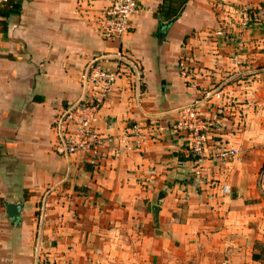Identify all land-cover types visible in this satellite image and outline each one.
<instances>
[{"label":"crops","instance_id":"1","mask_svg":"<svg viewBox=\"0 0 264 264\" xmlns=\"http://www.w3.org/2000/svg\"><path fill=\"white\" fill-rule=\"evenodd\" d=\"M138 1L113 40L112 0H19L0 16V264H264V0H187L170 24L162 0ZM243 6L257 13L247 29ZM118 54L140 79L125 69L100 107L99 165L58 155L56 112L92 59L115 71ZM194 102L213 124L201 180L174 129ZM223 145L238 155L216 158ZM6 203L22 205L17 221Z\"/></svg>","mask_w":264,"mask_h":264},{"label":"built area","instance_id":"2","mask_svg":"<svg viewBox=\"0 0 264 264\" xmlns=\"http://www.w3.org/2000/svg\"><path fill=\"white\" fill-rule=\"evenodd\" d=\"M139 10L138 0H112L104 12L102 34L104 39L113 40L127 34L131 19L138 14ZM235 15L238 20L237 25L241 29L249 28L252 22L257 20L256 11L248 6L240 7ZM112 62L117 67L115 71L107 70L101 64L100 58L92 59L83 75L82 91L78 101L56 112L51 123V130L57 139L55 151L58 155L65 158L77 155L86 163L95 167L99 165L102 148L108 142L96 127L100 107L116 80L124 74L125 69H128L135 83H138L140 79L139 65L135 60L118 54ZM179 73L182 79L186 81L190 79V67L186 62H180ZM174 129L183 135L184 152L193 165L194 178L201 180L203 175L200 167L206 158V144L213 129L212 122L202 119L199 102H194L180 110ZM136 137L140 142V136ZM238 153L236 148L223 145L215 156L221 161H229ZM221 191L227 193L228 186H222ZM38 250L39 245L37 254Z\"/></svg>","mask_w":264,"mask_h":264},{"label":"trees","instance_id":"3","mask_svg":"<svg viewBox=\"0 0 264 264\" xmlns=\"http://www.w3.org/2000/svg\"><path fill=\"white\" fill-rule=\"evenodd\" d=\"M168 1L167 6H164V3ZM163 4L160 6L158 10V19H164L169 21L180 13L183 6L187 2V0H162ZM20 12V5L19 0H7V3L4 6V10L0 12L1 17H9L12 14H19ZM264 169V166H263ZM256 248L260 249L259 255H254L255 259H259L264 257V244L259 245L256 244Z\"/></svg>","mask_w":264,"mask_h":264},{"label":"water","instance_id":"4","mask_svg":"<svg viewBox=\"0 0 264 264\" xmlns=\"http://www.w3.org/2000/svg\"><path fill=\"white\" fill-rule=\"evenodd\" d=\"M173 20H171L169 22L172 23ZM164 197V195L161 193L159 195V199H162ZM5 209H6V212H7V215L8 217L12 220V221H17L19 219V215H20V211L22 209V205L21 204H11V203H6L5 204ZM158 207L155 206L154 207V213L157 215L158 213Z\"/></svg>","mask_w":264,"mask_h":264}]
</instances>
